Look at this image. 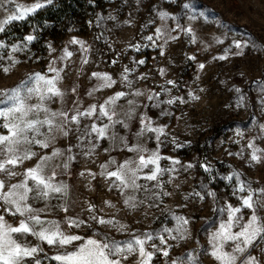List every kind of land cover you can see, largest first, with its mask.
I'll return each mask as SVG.
<instances>
[{"label":"rangeland","instance_id":"1","mask_svg":"<svg viewBox=\"0 0 264 264\" xmlns=\"http://www.w3.org/2000/svg\"><path fill=\"white\" fill-rule=\"evenodd\" d=\"M93 4L0 74V264H264V0Z\"/></svg>","mask_w":264,"mask_h":264},{"label":"trees","instance_id":"2","mask_svg":"<svg viewBox=\"0 0 264 264\" xmlns=\"http://www.w3.org/2000/svg\"><path fill=\"white\" fill-rule=\"evenodd\" d=\"M98 0H55L20 21L8 24L0 33V74L9 55L18 63L41 61L48 41H62L73 28L85 32L95 17Z\"/></svg>","mask_w":264,"mask_h":264}]
</instances>
